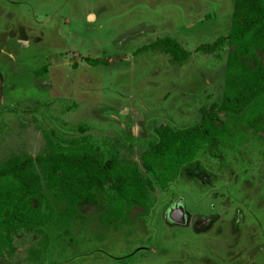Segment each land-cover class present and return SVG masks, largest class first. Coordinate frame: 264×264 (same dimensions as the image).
I'll return each mask as SVG.
<instances>
[{"label": "rangeland", "instance_id": "1", "mask_svg": "<svg viewBox=\"0 0 264 264\" xmlns=\"http://www.w3.org/2000/svg\"><path fill=\"white\" fill-rule=\"evenodd\" d=\"M232 8L233 0H0V161L41 152L44 131L87 134L102 151L134 158L154 183L147 213L135 207L116 227L92 203L62 222L50 198L41 231L16 232L17 249L0 264H264V138L255 132L264 119L229 123L234 135L198 151L166 188L139 157L155 126L193 125L200 106L220 99L225 52L196 48L228 32ZM164 35L189 50L184 61L142 49ZM175 201L186 219L170 217Z\"/></svg>", "mask_w": 264, "mask_h": 264}, {"label": "trees", "instance_id": "2", "mask_svg": "<svg viewBox=\"0 0 264 264\" xmlns=\"http://www.w3.org/2000/svg\"><path fill=\"white\" fill-rule=\"evenodd\" d=\"M142 49H157L178 62L189 54L169 35L155 38ZM196 49L225 52L221 97L200 106V118L193 125L154 127L153 138L139 157L161 188L183 166L193 167L198 151L232 137L235 126L246 121L251 128V121L264 119V62L257 56V51L264 53V0H233L228 32ZM94 61L98 62H90ZM231 122L233 128L228 126ZM259 131L264 138V130L255 129ZM44 132L41 152L13 154L0 161V257L14 254L16 232L41 231L53 210L50 198L62 206L57 214L62 222L79 214L80 203H92L100 206V221L115 227L128 223L135 207H142L136 214L147 213L154 201V183L134 158L115 148L102 151L87 134L62 137Z\"/></svg>", "mask_w": 264, "mask_h": 264}, {"label": "flooded vegetation", "instance_id": "3", "mask_svg": "<svg viewBox=\"0 0 264 264\" xmlns=\"http://www.w3.org/2000/svg\"><path fill=\"white\" fill-rule=\"evenodd\" d=\"M172 206L176 207V210L178 213L180 212V216L182 217V219H186L184 207L180 202L175 201V202H173Z\"/></svg>", "mask_w": 264, "mask_h": 264}, {"label": "water", "instance_id": "4", "mask_svg": "<svg viewBox=\"0 0 264 264\" xmlns=\"http://www.w3.org/2000/svg\"><path fill=\"white\" fill-rule=\"evenodd\" d=\"M177 216H180V212L178 213L176 208H172V211L170 212V217H172L176 220L177 218H179Z\"/></svg>", "mask_w": 264, "mask_h": 264}]
</instances>
